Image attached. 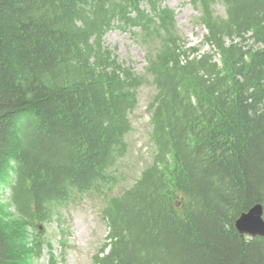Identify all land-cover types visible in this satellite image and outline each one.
I'll list each match as a JSON object with an SVG mask.
<instances>
[{"label":"trees","instance_id":"trees-1","mask_svg":"<svg viewBox=\"0 0 264 264\" xmlns=\"http://www.w3.org/2000/svg\"><path fill=\"white\" fill-rule=\"evenodd\" d=\"M164 1L0 0V264H34L36 224L111 194L148 82L155 154L106 200L110 243L96 261L264 264V238L234 227L256 204L264 218V0H189L219 62L182 42ZM115 22L138 29L145 75L104 47Z\"/></svg>","mask_w":264,"mask_h":264},{"label":"rangeland","instance_id":"rangeland-1","mask_svg":"<svg viewBox=\"0 0 264 264\" xmlns=\"http://www.w3.org/2000/svg\"><path fill=\"white\" fill-rule=\"evenodd\" d=\"M162 6L175 12L176 28L183 43L197 47L199 54H213L214 60L219 62V56L214 54V49L205 42L207 30L199 20L201 14L189 0H166ZM140 7L150 11L145 3ZM212 11L216 16H225V9L219 2L214 3ZM113 25L104 33V47L114 54L118 62L131 67L138 75H145L147 48L140 43L138 29L124 30L119 28L116 22ZM224 40L226 44L230 43L227 37ZM246 43L253 44L252 41ZM136 93L137 105L129 115L131 130L126 135L128 151L112 172L116 178L113 191L107 194L106 198L95 194L76 197L57 207L51 221L36 224V227H39L37 234H41L42 249L34 264L49 263V251L55 257L56 264H99L96 256L101 257L104 245L110 243L108 225L102 216L106 200L133 185L141 171L152 163L155 154L151 111L148 108L155 94L154 87L148 82L139 87ZM1 194L2 198L7 200L9 190L2 189Z\"/></svg>","mask_w":264,"mask_h":264},{"label":"water","instance_id":"water-1","mask_svg":"<svg viewBox=\"0 0 264 264\" xmlns=\"http://www.w3.org/2000/svg\"><path fill=\"white\" fill-rule=\"evenodd\" d=\"M234 227L241 236L264 238L263 206L256 204L248 211L241 213L236 218Z\"/></svg>","mask_w":264,"mask_h":264}]
</instances>
